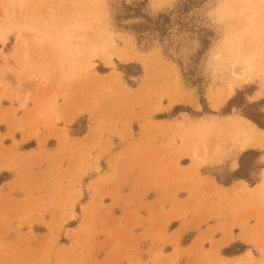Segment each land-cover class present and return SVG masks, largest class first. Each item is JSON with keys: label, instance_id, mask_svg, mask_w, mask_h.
Returning <instances> with one entry per match:
<instances>
[{"label": "rangeland", "instance_id": "374dc122", "mask_svg": "<svg viewBox=\"0 0 264 264\" xmlns=\"http://www.w3.org/2000/svg\"><path fill=\"white\" fill-rule=\"evenodd\" d=\"M174 1L152 12L139 0H0V264H176L162 257L191 237L139 235V206L156 198L140 192L142 178L162 177L174 205L200 173L246 182L247 194L215 193L213 214L250 229L246 262L264 264V144L239 152L221 122H264V0H176L161 11ZM244 7L257 10L250 24ZM187 34L202 42L190 65L177 55ZM230 42L255 55L259 73L216 109L230 79L215 55ZM187 96L201 108L178 102Z\"/></svg>", "mask_w": 264, "mask_h": 264}, {"label": "crops", "instance_id": "0c3cea01", "mask_svg": "<svg viewBox=\"0 0 264 264\" xmlns=\"http://www.w3.org/2000/svg\"><path fill=\"white\" fill-rule=\"evenodd\" d=\"M139 1L146 3L153 12L152 8H157L159 0ZM174 2L172 7L162 8L161 11L173 8L177 3L176 0ZM186 11L188 10L186 9ZM179 16L182 15L179 14ZM184 16L186 15L184 14L182 18ZM236 168H239V161H237ZM235 170H232L234 174L236 173ZM226 183L228 184H220L216 177L200 173L199 180L195 185L197 190L193 192L194 194L187 192L186 195L188 196H185L182 202L179 201V203L169 205L166 199L167 192L164 187V179L162 177L153 179L144 176L141 189L145 191L140 190V192H143L144 197L145 194H149L150 197L153 192H156V198L146 197L148 200L144 198L139 206L140 210H147L148 212L145 215L146 217L148 214L143 224L144 228L139 235L143 238H149L148 240L156 239L155 236L160 235V240L165 242H172L175 239L183 241L186 237H191L188 245L183 247L181 251H175L174 248L169 253L164 254L163 252V260L176 258V264H249L246 262L247 255L249 252L254 253V251L249 248L245 235L247 236L249 233L247 230L250 231V229L233 228L239 221L228 212H222L219 217L214 216L213 212L214 209L216 210L214 199L218 200L215 198V193L219 192L217 195H226L225 192L230 191L228 195H233L236 190L242 189L247 194L250 190L246 182L241 179ZM205 193L213 194L211 200H207L205 197L202 198ZM193 204H196L197 212L186 214V217H180L186 213V208L189 209L191 206L194 208ZM174 223H177V225L172 228ZM148 240L146 241L149 242Z\"/></svg>", "mask_w": 264, "mask_h": 264}, {"label": "bare ground", "instance_id": "6f19581e", "mask_svg": "<svg viewBox=\"0 0 264 264\" xmlns=\"http://www.w3.org/2000/svg\"><path fill=\"white\" fill-rule=\"evenodd\" d=\"M239 12H240V16L245 17L244 20L249 24L252 23L254 17L257 15V10L254 11L250 9L248 11L247 7H244V9L240 10ZM248 12L249 15H245L248 14ZM134 20L133 21L130 20L126 24L136 23L137 21ZM190 34H187V36H190V38L184 40L185 42L181 45L180 52L179 54H177V55H181L184 59L183 61L186 62L187 64L189 63V65L191 64V58H194V56L196 57V55L199 53L202 43L197 35L191 36ZM1 39H3V36L1 37ZM240 48L241 45H236L235 43L230 42L228 43V45L225 46L224 52L219 51L215 55V59H222L223 62L229 61V63L224 66L225 71L223 72V75L227 76L230 79L229 83L226 86V89L220 95H217L215 98H213L215 99L214 103H216L215 106L216 109H220L222 106L226 104V102L234 95L237 87H241L243 85L253 82L257 78V75L259 73L258 68L256 67V62L254 57L255 55L252 54L253 56L250 55L246 56L243 52L240 51ZM226 57L227 59H224ZM103 61L107 67L114 66L113 56L111 54H104ZM178 102H181L183 104H190L196 109L201 108L198 101L192 96L184 97L182 101H178ZM176 103L177 102L172 100L170 107L172 108ZM185 118H187L189 121H195L191 118V116H189V114H186ZM224 119L226 122L225 123H223L224 121L221 122L224 127H227L233 131L234 136L232 138V142L236 143V146L239 148V152L242 153L248 151L249 149L263 146L264 131H262V129L259 128L251 120L243 116H227ZM220 149H221L220 146L216 144L213 149L214 154L212 156L215 155L218 156V154H220L221 152ZM253 264H258V263H253Z\"/></svg>", "mask_w": 264, "mask_h": 264}, {"label": "trees", "instance_id": "16d2710c", "mask_svg": "<svg viewBox=\"0 0 264 264\" xmlns=\"http://www.w3.org/2000/svg\"><path fill=\"white\" fill-rule=\"evenodd\" d=\"M262 116L264 117V114ZM247 118L254 121L260 128L264 129V122L262 123L261 121L255 119L253 117H249V116H247ZM241 179H243V178H241Z\"/></svg>", "mask_w": 264, "mask_h": 264}]
</instances>
